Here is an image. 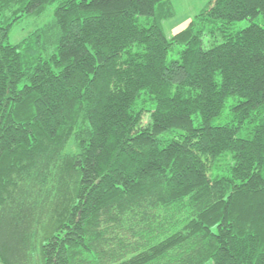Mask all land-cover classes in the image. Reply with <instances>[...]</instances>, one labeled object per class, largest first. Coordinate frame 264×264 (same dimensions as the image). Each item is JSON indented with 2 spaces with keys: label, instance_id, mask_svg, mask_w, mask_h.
Instances as JSON below:
<instances>
[{
  "label": "trees",
  "instance_id": "1",
  "mask_svg": "<svg viewBox=\"0 0 264 264\" xmlns=\"http://www.w3.org/2000/svg\"><path fill=\"white\" fill-rule=\"evenodd\" d=\"M173 15L0 0V264H264V0Z\"/></svg>",
  "mask_w": 264,
  "mask_h": 264
},
{
  "label": "rangeland",
  "instance_id": "2",
  "mask_svg": "<svg viewBox=\"0 0 264 264\" xmlns=\"http://www.w3.org/2000/svg\"><path fill=\"white\" fill-rule=\"evenodd\" d=\"M174 15L171 18H167L163 21V27L167 36L171 37L175 32L185 28L189 21L198 14L204 6L208 3L209 0H168ZM58 2H55L48 6L47 10L40 16H29L21 19L10 33V41L17 42L22 38L28 36L31 32L42 27L47 22H49L54 14V10L58 5ZM257 22L264 26V19L261 18ZM249 24V21L238 22L236 27H244ZM176 56L171 54L169 60L175 59ZM226 122V114H223L221 117L214 120V124H221ZM229 155L226 159L220 162V166L228 164L230 162Z\"/></svg>",
  "mask_w": 264,
  "mask_h": 264
}]
</instances>
